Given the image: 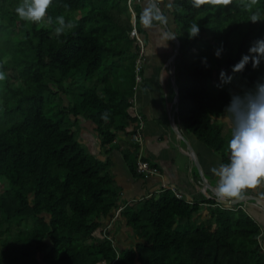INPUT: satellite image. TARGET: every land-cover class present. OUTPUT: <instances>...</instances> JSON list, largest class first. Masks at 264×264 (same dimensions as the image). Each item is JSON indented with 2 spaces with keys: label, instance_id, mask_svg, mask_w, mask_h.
<instances>
[{
  "label": "trees",
  "instance_id": "obj_1",
  "mask_svg": "<svg viewBox=\"0 0 264 264\" xmlns=\"http://www.w3.org/2000/svg\"><path fill=\"white\" fill-rule=\"evenodd\" d=\"M18 2L0 0V71L6 73L0 81V264H264L260 226L243 208L216 206L197 224L199 205L172 190L123 207L121 218L135 240L128 248L118 243L113 219L98 234L119 208V193L110 165L87 150L74 127L92 122L104 148L130 124L133 133L140 47L131 38L129 0H54L47 27L19 20ZM132 5L142 34V7L136 0ZM173 5L163 11L180 40L179 122L226 157L231 126L225 134L217 117L225 114L230 90L264 77V61L233 72L253 42L264 39V21L252 24L235 6ZM59 15L75 27L52 36ZM191 22L200 26L195 39L188 38ZM222 71L231 83L222 84ZM123 152L130 172L139 175L136 156Z\"/></svg>",
  "mask_w": 264,
  "mask_h": 264
},
{
  "label": "crops",
  "instance_id": "obj_2",
  "mask_svg": "<svg viewBox=\"0 0 264 264\" xmlns=\"http://www.w3.org/2000/svg\"><path fill=\"white\" fill-rule=\"evenodd\" d=\"M138 4L143 11L145 0H141ZM135 22L137 24V19ZM167 25L175 33V25L169 20ZM141 27L143 33L139 36L145 48L146 64L142 72L143 81L139 85L135 101L145 122L142 133L143 154L151 165L158 168L160 175L135 176L128 169L123 150L135 153L134 144L130 139L131 124L125 132L118 134L113 145L105 148L101 146L96 127L92 122L81 120L80 125L74 127L79 141L87 150L99 161L110 165L114 186L119 193V208L113 212L112 218L104 221L105 225L99 229L98 234L113 219L112 225L117 241L123 248L133 245L135 240L131 228L127 227L126 222L121 218V208L144 198L157 196L163 189L174 188L181 200L199 205L200 210L194 217L197 224L210 219V211L216 206L233 207L218 202L215 194L217 178L211 172L213 167H217L222 162L226 163L228 156H221L197 137L187 133L181 126L178 115L174 119L173 114L177 104L176 90L184 78V70L179 58L175 66L169 64L174 55L175 43L164 35L167 32L166 26L153 29H146L143 25ZM217 121L224 125L227 122L225 114L217 117ZM229 128L228 124V131ZM228 131L224 133L227 134ZM253 196L264 199V188L247 192L245 198ZM236 206L243 208L255 220L260 226L264 239V207L255 201L243 202Z\"/></svg>",
  "mask_w": 264,
  "mask_h": 264
},
{
  "label": "clouds",
  "instance_id": "obj_3",
  "mask_svg": "<svg viewBox=\"0 0 264 264\" xmlns=\"http://www.w3.org/2000/svg\"><path fill=\"white\" fill-rule=\"evenodd\" d=\"M54 0H19L14 11L19 20L35 25H52L53 17L48 14ZM192 8L200 10L208 7L214 10L229 9L232 6L246 13L252 24L264 21V10L260 0H189ZM173 0H145L139 23L146 29H153L168 24V16L163 8H173ZM65 9L69 5H64ZM135 12V11H134ZM136 20V13H134ZM57 37L72 30L75 24L66 20L65 15L55 17ZM188 38L195 39L200 35V26L191 22L187 30ZM169 40L176 37L165 32ZM223 45L215 50V56L220 58ZM264 61V39L253 42L248 54L233 67V72H243L251 63L253 69H258ZM203 63L208 66L207 58ZM6 79V73L0 71V81ZM222 84L231 83L232 77L226 72L220 73ZM220 86V85H218ZM225 119L231 126L230 137L226 142L228 161L220 163L211 169L217 178L215 194L219 200H243L246 193L264 188V77L258 79L252 87H242L239 91L230 90V102L224 109ZM105 114L102 118H106Z\"/></svg>",
  "mask_w": 264,
  "mask_h": 264
},
{
  "label": "built area",
  "instance_id": "obj_4",
  "mask_svg": "<svg viewBox=\"0 0 264 264\" xmlns=\"http://www.w3.org/2000/svg\"><path fill=\"white\" fill-rule=\"evenodd\" d=\"M132 2L133 0H129V6L132 12H134L133 8H132ZM136 21V20H135ZM134 21L133 23V31L131 33V37L133 39H135L137 41V44L140 47V52H139V56L136 59V64H135V81L136 84L133 88L134 91V96H133V108L132 111L134 113V117L136 118V122H135V127L133 128V133L131 135V143L134 144V154L136 156V172L144 177H149V176H159L160 172L158 170V168H156L155 166L151 165L149 163V161L146 159V157L143 154V143H144V139H143V130L145 127V122H144V118L143 116L139 113L138 111V104L135 101V96L136 93L138 91L139 85L142 83L143 78H142V72L143 69L145 67L146 64V59H145V48L143 45V41L139 36V32L136 26V22ZM165 190V189H163ZM172 191L175 193V195L180 198L179 193L172 188ZM123 208H121L122 210ZM262 235H260L259 238V243L260 245L264 244V239L261 238Z\"/></svg>",
  "mask_w": 264,
  "mask_h": 264
},
{
  "label": "water",
  "instance_id": "obj_5",
  "mask_svg": "<svg viewBox=\"0 0 264 264\" xmlns=\"http://www.w3.org/2000/svg\"><path fill=\"white\" fill-rule=\"evenodd\" d=\"M167 28V32L173 33V31L170 30L169 26L166 25ZM175 35V34H174ZM175 39L173 40V42L175 43V50H174V55L172 56V59L170 60L169 64L172 66H175L176 61L179 58V53H180V40L177 38V36L175 35ZM179 87L180 85L177 86V90H176V95H177V100H176V110L175 113L173 114L174 119L178 113V108H179ZM181 136L184 137L181 133ZM195 163L198 165V161L195 159ZM219 203L221 204H225V205H232V206H236L237 204L243 203V202H247V201H255L257 203H259L261 206L264 207V199L260 198V197H246L243 200H219L217 199Z\"/></svg>",
  "mask_w": 264,
  "mask_h": 264
},
{
  "label": "rangeland",
  "instance_id": "obj_6",
  "mask_svg": "<svg viewBox=\"0 0 264 264\" xmlns=\"http://www.w3.org/2000/svg\"><path fill=\"white\" fill-rule=\"evenodd\" d=\"M136 2H138V3H140V1L139 0H136ZM133 6V5H132ZM133 8V10L135 11V7L133 6L132 7ZM135 13V12H134ZM135 16H134V14H133V12H132V21L135 19L134 18ZM45 27H47V25H44ZM58 26V25H57ZM56 26V27H57ZM55 27V28H56ZM178 34V36L180 37L181 35V33L179 34V33H177ZM52 36H55L56 34H55V29L52 31V34H51ZM10 58V56H7L5 59H4V61L6 62L8 59ZM81 84V83H80ZM80 84H78V85H80ZM21 85V82L20 81H18V80H15L13 83H12V87H14V88H17L18 86H20ZM54 101V99H49V103H51V102H53ZM55 102V101H54ZM228 131V122H226V123H224V132L226 133ZM117 227L119 228V224L117 225ZM125 248H128V246H126Z\"/></svg>",
  "mask_w": 264,
  "mask_h": 264
}]
</instances>
